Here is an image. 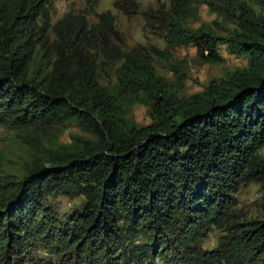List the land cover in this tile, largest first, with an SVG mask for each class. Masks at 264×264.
<instances>
[{
  "label": "trees",
  "instance_id": "obj_1",
  "mask_svg": "<svg viewBox=\"0 0 264 264\" xmlns=\"http://www.w3.org/2000/svg\"><path fill=\"white\" fill-rule=\"evenodd\" d=\"M54 1L0 0V128L26 138L75 120L95 141L0 166V264H264V16L249 4L264 0H230L237 28L227 37L186 25L197 0L151 11L169 49L193 45L220 63L225 44L250 58L188 99L148 56L116 44L111 11L96 25L69 13L52 26ZM134 103L150 125L127 117ZM253 182L263 218L243 220L235 195ZM47 193L82 201L62 221ZM213 228L222 235L205 250Z\"/></svg>",
  "mask_w": 264,
  "mask_h": 264
},
{
  "label": "rangeland",
  "instance_id": "obj_2",
  "mask_svg": "<svg viewBox=\"0 0 264 264\" xmlns=\"http://www.w3.org/2000/svg\"><path fill=\"white\" fill-rule=\"evenodd\" d=\"M197 1L186 23L188 27L195 30H210L218 37H227L236 31L237 26L233 16L236 9L230 4V0ZM249 4L259 15L264 16L263 7L252 2ZM169 6L170 0H56L51 5L52 26L69 13L84 15L90 25H96L101 14L111 11L115 17L116 44L128 53L148 56L151 59L150 68L153 73L164 79L171 91L183 99L202 93L212 81L225 79L234 71L250 66L248 56L230 54L225 44L219 45V53L222 57L220 63L204 61L193 45L167 48L161 31L154 21V24L151 22L149 16L153 13L151 11L155 12L164 7L168 10ZM50 37L54 38L52 33ZM116 49L118 48L113 47L110 50L117 51ZM156 50L163 54H157ZM106 63L109 62L106 60L101 62L102 68L108 69ZM102 75L103 79H106L103 84L113 87L116 83V78L111 76L113 74L107 76L103 72ZM129 108L127 117L138 126L144 127L153 122L147 106L134 103ZM83 141L94 142L95 137L83 130L75 120L67 121L65 126L57 125L53 129L31 133L26 138L21 137L16 131L0 128V166L4 163L3 168L18 167L33 157L42 159L47 157L48 153L57 146L81 144ZM235 199L237 209L244 215L243 220L263 218V193L258 183L243 185L235 195ZM81 201V198L61 193H47L44 205L49 211L52 210L56 217L65 221ZM221 235V231L213 228L204 240L203 247L206 250L216 249ZM35 255L48 258L50 262L55 260V256L44 251H39Z\"/></svg>",
  "mask_w": 264,
  "mask_h": 264
},
{
  "label": "clouds",
  "instance_id": "obj_3",
  "mask_svg": "<svg viewBox=\"0 0 264 264\" xmlns=\"http://www.w3.org/2000/svg\"><path fill=\"white\" fill-rule=\"evenodd\" d=\"M205 249V248H204ZM206 250V249H205ZM214 250V249H213Z\"/></svg>",
  "mask_w": 264,
  "mask_h": 264
}]
</instances>
